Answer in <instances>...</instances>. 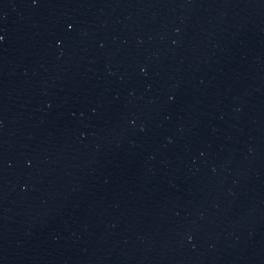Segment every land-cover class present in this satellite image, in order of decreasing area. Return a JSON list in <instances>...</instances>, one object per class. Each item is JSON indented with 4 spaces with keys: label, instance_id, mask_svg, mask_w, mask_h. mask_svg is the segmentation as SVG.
<instances>
[{
    "label": "water",
    "instance_id": "1",
    "mask_svg": "<svg viewBox=\"0 0 264 264\" xmlns=\"http://www.w3.org/2000/svg\"><path fill=\"white\" fill-rule=\"evenodd\" d=\"M0 264H264V0H0Z\"/></svg>",
    "mask_w": 264,
    "mask_h": 264
}]
</instances>
